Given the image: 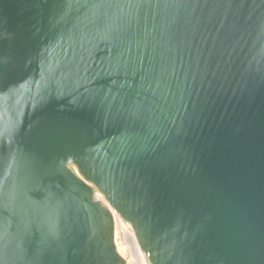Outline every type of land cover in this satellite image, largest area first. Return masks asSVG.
I'll return each mask as SVG.
<instances>
[{
  "label": "water",
  "instance_id": "water-1",
  "mask_svg": "<svg viewBox=\"0 0 264 264\" xmlns=\"http://www.w3.org/2000/svg\"><path fill=\"white\" fill-rule=\"evenodd\" d=\"M0 264H264V0H0Z\"/></svg>",
  "mask_w": 264,
  "mask_h": 264
}]
</instances>
